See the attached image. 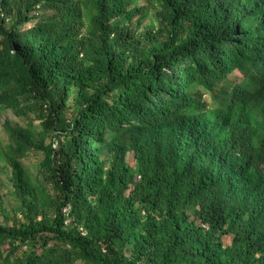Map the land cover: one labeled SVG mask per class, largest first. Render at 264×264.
I'll return each instance as SVG.
<instances>
[{"label":"trees","instance_id":"obj_1","mask_svg":"<svg viewBox=\"0 0 264 264\" xmlns=\"http://www.w3.org/2000/svg\"><path fill=\"white\" fill-rule=\"evenodd\" d=\"M124 1L0 0V90L17 91L1 107L44 121L59 139L22 144L45 152L52 217L37 215L24 167L11 161L23 215L0 219V264H264V0L233 9L159 0L168 13L149 31L151 51L114 33L122 53L104 44L87 65L81 54L111 33L77 43L84 8L105 29ZM170 123L181 137L155 144L149 134ZM192 125L202 128L196 138ZM106 145L118 148L110 167Z\"/></svg>","mask_w":264,"mask_h":264},{"label":"rangeland","instance_id":"obj_2","mask_svg":"<svg viewBox=\"0 0 264 264\" xmlns=\"http://www.w3.org/2000/svg\"><path fill=\"white\" fill-rule=\"evenodd\" d=\"M223 9L230 7L233 9L234 6L240 5L245 6L246 0H216ZM232 1V2H231ZM233 3V4H231ZM233 6V7H232ZM124 11L122 16H117L106 23L105 29H102L94 22V16L96 10L92 7L84 8L83 10V31L79 40L80 41H93L97 35L105 33H111L110 39L106 43L92 46L91 53L89 56L86 53L81 54L80 59L90 65L97 58L95 49L100 48L102 45H107L108 48L114 50L117 54L122 53L123 50L119 49V43L115 40L114 33L118 34L122 32V38H127L126 44H129L133 40L141 39L142 42H137L140 47L146 44L147 49L151 51L156 41L149 37V31H157L160 24L163 23L165 16H167L168 10L162 5L159 0H125L121 6ZM4 14L0 13V17ZM31 24H26L25 28H28ZM108 25V26H107ZM105 32V33H104ZM110 35V34H109ZM76 44L64 46V49H76ZM139 54L138 56L145 57ZM126 57V56H125ZM128 63L130 64L133 57L129 55ZM5 91L10 94H16L15 84L11 83L5 90H0V101ZM69 103L71 104V111H77L79 108V99L77 89L73 90ZM70 112H69V114ZM23 114H18L12 109H2L0 102V159L2 165V174L0 177V219L7 221L11 218H21L22 213V200L20 196V188L17 183V178L14 175L12 160L19 161L27 174L25 180L27 184L31 186L35 191V200L38 206V216L40 217H52L54 211L50 206V200L46 196V192L49 186L45 181V172L43 162L45 160V152L42 148L33 149L29 151L24 150L22 144L31 145L34 147L41 145L48 147L50 143L54 141L55 145L58 144L59 139H54L53 133L50 130L49 125L45 124L44 121L34 118L29 121ZM259 120L264 125V117L259 115ZM202 129V128H201ZM201 129L194 127L193 125L187 129L188 133L194 138L198 137L201 133ZM149 137L154 136L155 144H163L164 146L171 147L182 135V130L178 127V123H170L163 125L161 134L153 130ZM264 129L262 130V134ZM215 137L216 134H213ZM211 140V139H210ZM210 140H203L204 143H208ZM28 142V143H27ZM105 154L106 166L110 167L113 160L116 157L118 148H112L106 145L103 148ZM226 157L222 158L221 163L225 164ZM198 209L194 204H188L186 210L190 213L196 214L195 211ZM68 212L70 208L66 209ZM145 209H142V214H145ZM196 223L206 230L207 233L213 232L212 225L209 221L198 218ZM86 232V230L84 229ZM217 237L220 235L221 240L225 245H230L233 240V235L228 233H222L219 229ZM130 250L127 254H130Z\"/></svg>","mask_w":264,"mask_h":264}]
</instances>
